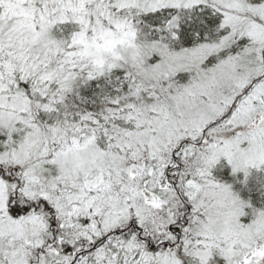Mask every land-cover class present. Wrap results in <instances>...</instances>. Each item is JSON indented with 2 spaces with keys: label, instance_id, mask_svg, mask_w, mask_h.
Masks as SVG:
<instances>
[{
  "label": "snow or ice",
  "instance_id": "obj_1",
  "mask_svg": "<svg viewBox=\"0 0 264 264\" xmlns=\"http://www.w3.org/2000/svg\"><path fill=\"white\" fill-rule=\"evenodd\" d=\"M0 264H264V0H0Z\"/></svg>",
  "mask_w": 264,
  "mask_h": 264
}]
</instances>
